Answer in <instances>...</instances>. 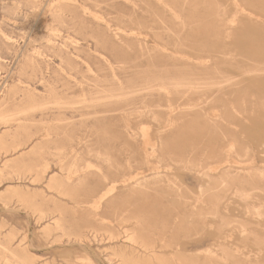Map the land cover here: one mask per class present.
I'll use <instances>...</instances> for the list:
<instances>
[{"label":"rangeland","instance_id":"374dc122","mask_svg":"<svg viewBox=\"0 0 264 264\" xmlns=\"http://www.w3.org/2000/svg\"><path fill=\"white\" fill-rule=\"evenodd\" d=\"M0 264H264V0H0Z\"/></svg>","mask_w":264,"mask_h":264},{"label":"bare ground","instance_id":"6f19581e","mask_svg":"<svg viewBox=\"0 0 264 264\" xmlns=\"http://www.w3.org/2000/svg\"><path fill=\"white\" fill-rule=\"evenodd\" d=\"M107 192H108V190H107ZM104 194H106V192H105ZM107 194H108V193H107ZM103 196H104V195H103ZM104 197H105V196H104ZM101 198H102V195H101ZM101 198H100V199H101ZM102 199H103V198H102Z\"/></svg>","mask_w":264,"mask_h":264}]
</instances>
